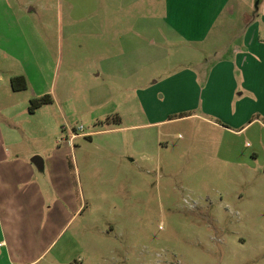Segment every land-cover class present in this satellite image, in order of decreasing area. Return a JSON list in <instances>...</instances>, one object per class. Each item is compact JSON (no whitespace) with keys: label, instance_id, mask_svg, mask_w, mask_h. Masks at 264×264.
<instances>
[{"label":"rangeland","instance_id":"obj_1","mask_svg":"<svg viewBox=\"0 0 264 264\" xmlns=\"http://www.w3.org/2000/svg\"><path fill=\"white\" fill-rule=\"evenodd\" d=\"M98 5L108 14L102 30L112 56L144 67L140 51L118 38L136 24L123 16L133 8ZM90 9L92 0H0V171H24L15 184L65 188L63 207L50 202L36 228L24 220L12 263L0 264H264V152L247 161L252 141L242 140L239 161L217 157L223 131L200 108L183 110L193 96L171 98L162 83L189 66L169 44L171 54L153 53L142 78L109 75L96 62L103 50L92 47L103 34H92V15L82 16ZM19 75L28 85L16 91ZM47 94L53 102L31 112L32 99ZM150 107L179 119L146 126ZM142 138L165 149L142 159ZM56 213L59 226L49 229L44 222Z\"/></svg>","mask_w":264,"mask_h":264},{"label":"crops","instance_id":"obj_2","mask_svg":"<svg viewBox=\"0 0 264 264\" xmlns=\"http://www.w3.org/2000/svg\"><path fill=\"white\" fill-rule=\"evenodd\" d=\"M123 2L127 9L133 8L131 13L128 10L123 16L128 20L132 15L136 18V24L118 38L126 50L140 51L144 67L131 70L128 60L123 64L122 59L112 56L110 36L106 30H102V27L106 29L108 14L102 18L98 0H92V9L83 12L82 16L86 18L92 15V34H103L104 37L102 41L92 42L93 50H103L97 64L109 75L125 81L142 78L146 69L155 62L153 53L166 51L171 54L164 47L169 44L172 50L181 52L179 56L188 59L189 66L164 78L162 83H166L167 94L171 98L184 97L187 101L190 99L187 96H193L195 101L193 99L190 102L192 106L183 110L200 108L206 115L200 117L210 126L223 131L216 154L221 161H239L242 140L252 141L253 147L246 160H259L264 152V0ZM147 37H151L148 44L144 42ZM150 46L153 48L151 52ZM199 54L207 58L199 59ZM220 54L223 57L211 63V67L202 66L208 64L211 57ZM93 55L98 58L96 52ZM200 65L202 67L198 71L195 67ZM100 75L101 72L97 74ZM158 88L162 90L160 86ZM258 112L261 116L254 118ZM148 113L149 123L146 126H158L179 119L167 116L160 118L163 111L155 107H150ZM139 126L132 125L126 129ZM136 142V151L142 159L146 151L156 152L159 156L162 148L165 149L164 143L160 147L159 140L153 143V140L145 141L142 138ZM133 157L129 155L135 161ZM7 171L10 170L0 171V259L6 257L12 263L16 246L12 242L21 238L24 220L28 222L25 223L28 229L43 225L41 214L50 202L57 210L63 207L65 188L57 185L15 184V178L24 177V171ZM29 173L32 178L36 177L34 170L31 169ZM46 222L44 224L49 229L52 227L55 230L60 219L56 213Z\"/></svg>","mask_w":264,"mask_h":264},{"label":"trees","instance_id":"obj_3","mask_svg":"<svg viewBox=\"0 0 264 264\" xmlns=\"http://www.w3.org/2000/svg\"><path fill=\"white\" fill-rule=\"evenodd\" d=\"M17 82H21V84L18 85ZM12 84H13L14 90L19 91V90L26 89L28 82L24 75H19V76H15L12 78ZM52 102H53V99L49 94L44 95L39 98H34L32 99L30 111L35 112V110L41 107L42 105L52 103Z\"/></svg>","mask_w":264,"mask_h":264},{"label":"water","instance_id":"obj_4","mask_svg":"<svg viewBox=\"0 0 264 264\" xmlns=\"http://www.w3.org/2000/svg\"><path fill=\"white\" fill-rule=\"evenodd\" d=\"M33 161L35 162V163H37V164H39V165H42V160H41V158L40 157H35L34 159H33Z\"/></svg>","mask_w":264,"mask_h":264},{"label":"built area","instance_id":"obj_5","mask_svg":"<svg viewBox=\"0 0 264 264\" xmlns=\"http://www.w3.org/2000/svg\"><path fill=\"white\" fill-rule=\"evenodd\" d=\"M82 129V128H81ZM80 134H78V135H76V134H74L73 136H72V138H76L77 136H79Z\"/></svg>","mask_w":264,"mask_h":264}]
</instances>
